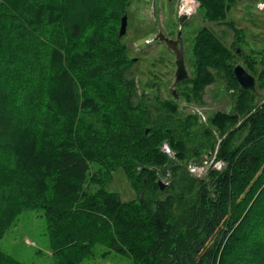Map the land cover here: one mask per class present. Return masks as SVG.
<instances>
[{
  "label": "trees",
  "instance_id": "obj_1",
  "mask_svg": "<svg viewBox=\"0 0 264 264\" xmlns=\"http://www.w3.org/2000/svg\"><path fill=\"white\" fill-rule=\"evenodd\" d=\"M201 1L210 19H226L228 2ZM130 3L0 0V238L33 209L44 212L55 264H80L98 243L133 264H264V98L236 78L237 47L208 28L177 93L203 105L219 78L231 109L202 123L175 93H149L156 81L139 79L119 36ZM204 152L224 167L195 175L189 164ZM118 170L134 198L107 188ZM0 264L27 263L0 247Z\"/></svg>",
  "mask_w": 264,
  "mask_h": 264
},
{
  "label": "rangeland",
  "instance_id": "obj_2",
  "mask_svg": "<svg viewBox=\"0 0 264 264\" xmlns=\"http://www.w3.org/2000/svg\"><path fill=\"white\" fill-rule=\"evenodd\" d=\"M189 0H131L128 6V26L123 35V41L129 45L131 55L136 58L134 68L137 70L139 79L148 80L154 78L153 87L148 89L152 95L162 93L172 95L177 92L176 51L167 47L164 42L166 37L177 36L178 31H182L183 42L187 45L186 55L188 60L186 66L192 76V45L194 37L198 33V23L196 22V12L190 16L187 28H181V15H183V4ZM231 7L227 9V18L218 20L226 24V20H238L239 27L243 28V36L237 37L233 31L227 27L217 25L211 28L215 33L231 48L237 47L234 55L237 64L248 66V59H253L258 69L256 78V90L260 93V98H264V83L260 85L257 81L259 73L264 72V0H234ZM205 10L200 11L204 14ZM238 40V41H237ZM189 45V46H188ZM173 46L178 51V44ZM189 48V49H188ZM243 54V55H242ZM179 58V57H178ZM149 71L158 75L154 77ZM153 83V82H151ZM225 81L222 79L207 86L203 105L193 102L186 104L179 100L180 110L184 114L195 113L201 115V122L208 123V116L217 110H230L233 105V97L226 90ZM158 87H160L158 91ZM223 87V88H222ZM176 95V94H175ZM216 132V131H215ZM218 135V133L216 132ZM220 137V136H218ZM165 149L171 154L175 153L166 145ZM212 165L217 168L224 167L222 161H215V155L211 152L202 155V160L192 161L189 169L195 175H204ZM97 166L93 165L92 171H97ZM168 184L166 178H162ZM106 186L115 190L124 200L132 199L136 196V191L132 187L127 176L122 170L112 173L110 181L106 180ZM101 183V182H100ZM97 189L100 184H89V188ZM165 188V187H164ZM0 247L11 253L27 264H55L52 255L53 248L50 235L48 233L43 210H25L21 213L8 230L4 237L0 238ZM94 256L86 259L80 264H133L129 256L117 253L104 244L98 243L94 248Z\"/></svg>",
  "mask_w": 264,
  "mask_h": 264
},
{
  "label": "flooded vegetation",
  "instance_id": "obj_3",
  "mask_svg": "<svg viewBox=\"0 0 264 264\" xmlns=\"http://www.w3.org/2000/svg\"><path fill=\"white\" fill-rule=\"evenodd\" d=\"M226 2H228V7H231V2L234 0H225ZM207 7L206 4H204L201 0H189L186 1L183 4V15H181V19H180V23H181V28H187L188 27V21L190 19V16L196 12V22L198 23V28L200 30H202L203 28H208L210 30H212L211 28L217 26V25H221L223 27H227L229 28L231 31L234 32V29L231 28L229 25L223 24L218 22V20H213L209 18V15H207L205 12L204 14L200 13V11H204L205 8ZM228 16V15H227ZM227 18V17H226ZM232 21H234L235 26L238 27L239 29H241L243 31L242 27H239L238 24V20L236 19H231ZM215 28H214V32H215ZM213 31V30H212ZM235 34V32H234ZM184 36L182 31H178L177 36H174L172 38L166 37L164 44L169 47L170 49H173L176 51V55L177 58L184 56L185 62H187L188 57L186 55V50H187V45L185 42H183ZM176 43L178 44V51L176 50V48L173 46V44ZM189 46V45H188ZM189 49V48H188ZM180 82V81H179ZM178 82L176 83L177 86Z\"/></svg>",
  "mask_w": 264,
  "mask_h": 264
},
{
  "label": "water",
  "instance_id": "obj_4",
  "mask_svg": "<svg viewBox=\"0 0 264 264\" xmlns=\"http://www.w3.org/2000/svg\"><path fill=\"white\" fill-rule=\"evenodd\" d=\"M127 26H128V13H125L121 19L120 31H119L120 37L126 33ZM176 64H177V70H176L175 83H177L181 80L188 79L190 76V73H189L188 68L186 66L184 56L177 58ZM234 72H235V76L238 79L240 85L244 89H256V78L252 73H250L244 67V65H242L241 63H238L237 65H235ZM175 94L177 97L178 93L175 92ZM177 99H178V97H177ZM148 130L149 129H147V131ZM159 184H160L162 189H164V187L167 185V183H164L162 179H159Z\"/></svg>",
  "mask_w": 264,
  "mask_h": 264
},
{
  "label": "clouds",
  "instance_id": "obj_5",
  "mask_svg": "<svg viewBox=\"0 0 264 264\" xmlns=\"http://www.w3.org/2000/svg\"><path fill=\"white\" fill-rule=\"evenodd\" d=\"M261 7H264V4L260 5Z\"/></svg>",
  "mask_w": 264,
  "mask_h": 264
},
{
  "label": "bare ground",
  "instance_id": "obj_6",
  "mask_svg": "<svg viewBox=\"0 0 264 264\" xmlns=\"http://www.w3.org/2000/svg\"><path fill=\"white\" fill-rule=\"evenodd\" d=\"M91 84V83H90ZM165 153V152H164ZM249 207V206H248Z\"/></svg>",
  "mask_w": 264,
  "mask_h": 264
}]
</instances>
